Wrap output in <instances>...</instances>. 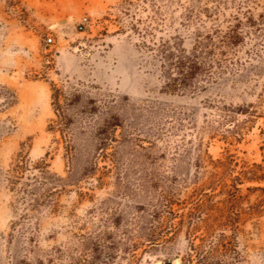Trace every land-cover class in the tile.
Masks as SVG:
<instances>
[{
    "label": "rangeland",
    "instance_id": "rangeland-1",
    "mask_svg": "<svg viewBox=\"0 0 264 264\" xmlns=\"http://www.w3.org/2000/svg\"><path fill=\"white\" fill-rule=\"evenodd\" d=\"M0 264H264V0H0Z\"/></svg>",
    "mask_w": 264,
    "mask_h": 264
},
{
    "label": "built area",
    "instance_id": "built-area-1",
    "mask_svg": "<svg viewBox=\"0 0 264 264\" xmlns=\"http://www.w3.org/2000/svg\"><path fill=\"white\" fill-rule=\"evenodd\" d=\"M89 24V20L87 17L82 16L78 19L77 23H76V28L81 32L84 31L87 26ZM51 40H48V42H50Z\"/></svg>",
    "mask_w": 264,
    "mask_h": 264
}]
</instances>
